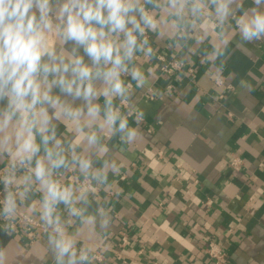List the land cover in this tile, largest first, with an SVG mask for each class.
<instances>
[{
	"label": "crops",
	"instance_id": "obj_1",
	"mask_svg": "<svg viewBox=\"0 0 264 264\" xmlns=\"http://www.w3.org/2000/svg\"><path fill=\"white\" fill-rule=\"evenodd\" d=\"M141 4L158 26L145 29L144 51L135 52L129 73L121 77L131 85L128 106L119 97L112 105L137 135L128 141L126 132L99 133L94 125L90 131L98 132L106 151L86 150L84 143L75 148L79 156L91 151L87 173L100 185L98 193L76 203L93 223L70 216L63 203L55 213L74 241V264H214L206 251L212 239L227 253L223 264H264V38L245 41L236 25L252 8L264 12V0L259 5L238 0L223 23L214 0H177V8L171 0ZM194 5L200 6L199 15L191 13ZM64 47L70 51L71 42ZM161 53L182 60L181 71L163 73ZM78 54L84 55L82 48ZM132 68L144 75L142 87L132 79ZM219 74L232 84L231 91L215 83ZM95 83L99 88L102 82ZM94 103L104 109L103 96ZM132 109L140 117L129 115ZM53 123L68 166L80 170L71 162L75 133L62 121ZM43 156L41 145L37 158ZM234 156L243 159L239 170L230 164ZM35 159L30 168L18 165L5 175L13 177L9 185L21 188L16 205L41 219L44 193L30 171ZM6 164H12L11 157L0 154V168ZM25 177L31 179L23 182ZM56 239L57 233H48L27 244L22 231L0 225V264H69L68 253L57 258ZM95 252L104 259H81Z\"/></svg>",
	"mask_w": 264,
	"mask_h": 264
},
{
	"label": "clouds",
	"instance_id": "obj_2",
	"mask_svg": "<svg viewBox=\"0 0 264 264\" xmlns=\"http://www.w3.org/2000/svg\"><path fill=\"white\" fill-rule=\"evenodd\" d=\"M214 2L221 23L233 14L230 5H238V0ZM254 3L259 5L261 0ZM171 6L177 8V0H171ZM183 8L181 2L177 10ZM190 11L199 15L200 6L194 5ZM236 25L245 41L264 38V12L257 8L242 15ZM157 26L158 21L144 9L141 0H0V154L11 157L13 170L17 165L32 164L36 158L30 171L44 193L41 219L59 235L55 240L57 258L63 259L68 253L69 264L75 260L74 241L66 237L55 214L56 206L63 203L70 216L79 217L82 223L91 224L93 220L74 206L83 199V193L77 197L71 187L52 179L53 170L68 166L53 121L64 122L75 133L70 145L71 162L84 173L91 168V151H106L99 144L98 132L90 131L94 125L99 133L107 128L109 132H126L128 141L133 140L137 130L128 128L127 119L113 108V98L128 104L131 85L121 77L129 73L128 63L135 52L144 51L147 44L146 39L138 43L137 33L143 36L146 28L155 30ZM70 42L69 51L64 46ZM81 48L91 63L78 54ZM151 52L148 48L146 55ZM130 75L137 87L146 83L139 68H132ZM96 81L102 82L99 88ZM99 96L104 97L103 110L94 103ZM77 98L84 103L75 106ZM82 143L91 150L87 157L75 153ZM41 145L44 156L37 158ZM12 179L5 177V183ZM30 179L25 177L23 182ZM15 207L9 193L4 212L11 213Z\"/></svg>",
	"mask_w": 264,
	"mask_h": 264
},
{
	"label": "built area",
	"instance_id": "obj_3",
	"mask_svg": "<svg viewBox=\"0 0 264 264\" xmlns=\"http://www.w3.org/2000/svg\"><path fill=\"white\" fill-rule=\"evenodd\" d=\"M149 33L145 30L142 40H147ZM158 59L160 62V70L166 74H174L178 71H181L184 62L179 58L173 57L168 58L164 54H158ZM191 70V69H190ZM215 83L218 86H221L225 89L226 92H229L233 89L232 84L227 82L226 77L222 74H219L215 78ZM224 96V92L220 97ZM124 107L128 104L122 103ZM131 114L136 117H140L136 110H130ZM231 115V114H230ZM231 166L239 170L243 164V159L240 156H234L230 162ZM18 166V165H17ZM25 168H30V165L23 166ZM11 164H6L0 168V225L5 229L15 233L22 231V235L27 244L35 243L41 236L48 233H55L52 227L46 225L44 220L34 216L28 210L21 208L16 205L15 209L11 213H5V201L9 193L12 194L14 200L16 196L21 192V188L18 186H12L5 183L6 173L11 170ZM53 180H56L60 183L61 186L71 187L75 195L80 196L88 193H98L100 191V185L98 181L93 178L90 174L81 172L77 170L74 166H68L66 169H56L53 171ZM211 202V200H209ZM61 204V203H60ZM59 205L56 206V211L58 210ZM75 207L79 208L76 204ZM123 241L126 242L127 238L123 236ZM206 251L209 254L210 258L213 260L214 264H223L226 260L227 253L222 248L221 244L215 240H210L207 244ZM83 256L88 260H97L101 261L104 259V255L101 252H95L94 254L84 253Z\"/></svg>",
	"mask_w": 264,
	"mask_h": 264
}]
</instances>
